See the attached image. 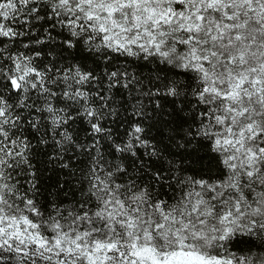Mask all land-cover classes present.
I'll return each mask as SVG.
<instances>
[{"label":"snow or ice","instance_id":"6c2138e0","mask_svg":"<svg viewBox=\"0 0 264 264\" xmlns=\"http://www.w3.org/2000/svg\"><path fill=\"white\" fill-rule=\"evenodd\" d=\"M0 264H264V0H0Z\"/></svg>","mask_w":264,"mask_h":264}]
</instances>
